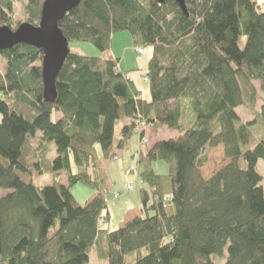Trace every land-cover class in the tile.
<instances>
[{
	"label": "trees",
	"instance_id": "16d2710c",
	"mask_svg": "<svg viewBox=\"0 0 264 264\" xmlns=\"http://www.w3.org/2000/svg\"><path fill=\"white\" fill-rule=\"evenodd\" d=\"M15 1L25 16L15 28L37 25L44 0H0V27L11 28ZM184 4L186 13L171 0H80L58 27L68 47L90 43L102 55L69 48L52 103L42 98L40 49L0 52V264H264V105L259 125L236 111H252L253 81L264 92V0ZM121 31L150 48L147 98L109 53ZM145 127L179 134L131 156L139 214L110 231L101 162L117 161ZM30 140L37 146L27 151ZM218 146L226 162L203 177L207 149ZM157 161L165 174L154 172ZM41 175L51 183L35 184ZM76 184L93 190L84 206L70 192Z\"/></svg>",
	"mask_w": 264,
	"mask_h": 264
},
{
	"label": "rangeland",
	"instance_id": "374dc122",
	"mask_svg": "<svg viewBox=\"0 0 264 264\" xmlns=\"http://www.w3.org/2000/svg\"><path fill=\"white\" fill-rule=\"evenodd\" d=\"M26 1V0H23ZM262 2L263 0H258ZM24 9L23 4L20 1H15L13 3V12H12V26L11 29H15V25L18 22H22L24 20ZM70 51L76 54L87 55V56H101L102 53L99 52L92 44L85 42H71L69 43ZM137 48H134L131 40V35L128 31H121L113 34L111 39V46L109 53L114 52V56L118 57V67L121 72H129L130 77L134 80L138 89L141 90L142 96L147 98L148 93V84L142 80V75L145 72L148 60L150 58V48H143V53L138 54ZM6 66V60L0 56V73L4 74ZM257 95V100L252 108V111L245 107H238L237 112L241 116L242 120H256V124L259 125L261 120L260 110L261 106L264 105V92L259 89V84L256 81L252 82ZM56 116V114H55ZM54 117V115H53ZM1 120V114H0ZM126 122V119L118 120L115 123V135L114 141H117L118 134L120 132L121 126ZM143 130V138L139 140L138 135L134 134L129 139V147L127 150H119L116 151L118 156L120 157L119 161L109 160L108 162L102 161L101 166L103 171L108 176V192L106 194V203H107V211L109 213V217L106 222V228L110 231L117 229L120 227V223L123 222L126 217H131L132 214L129 212L134 207L139 205V188L141 187V183L135 175H131L127 177L123 174V172L132 166H135V158H131V156H135L138 153L139 145H144L142 148H149L152 144L157 140H165L169 138H175L178 136L174 130L167 129L166 127H161L157 129V131H153L150 127H145ZM37 146V142L35 140H30L27 145V151H30L32 148ZM52 155V156H51ZM54 152L49 153L48 157H54ZM208 161L207 163L200 169V172L203 177H209L216 170H218L226 160L222 154L221 146L207 149ZM47 157V158H48ZM137 159V158H136ZM242 163V162H241ZM167 164L162 161H157L153 163V170L158 174H165L167 172ZM256 170L262 177V186L264 191V163L261 160H258L256 163ZM136 178V179H135ZM65 180V176H61V181ZM129 181L134 182V189L131 191L126 190V184ZM34 183L38 186H45L51 183L50 175H41L39 177L34 178ZM71 194L77 200L80 205H85L89 199L93 196V190L85 185L76 184L70 188ZM121 193L118 199H113L114 193ZM2 191L0 190V194ZM104 224V223H103ZM94 259V257H92ZM218 264L223 263V259H215ZM100 264H106L101 261Z\"/></svg>",
	"mask_w": 264,
	"mask_h": 264
},
{
	"label": "water",
	"instance_id": "95a60500",
	"mask_svg": "<svg viewBox=\"0 0 264 264\" xmlns=\"http://www.w3.org/2000/svg\"><path fill=\"white\" fill-rule=\"evenodd\" d=\"M165 1L168 0H157L158 3ZM171 1L176 2L186 13L184 0ZM79 4L80 0H44L37 25L23 22L15 29L8 26L0 27V52L17 44L41 50L42 98L47 103H52L56 99V77L69 52L68 41L59 29L58 22Z\"/></svg>",
	"mask_w": 264,
	"mask_h": 264
},
{
	"label": "built area",
	"instance_id": "2783aa9c",
	"mask_svg": "<svg viewBox=\"0 0 264 264\" xmlns=\"http://www.w3.org/2000/svg\"><path fill=\"white\" fill-rule=\"evenodd\" d=\"M137 51V53L138 54H142L143 53V50L142 49H137L136 50ZM142 80L145 82L146 81V79L145 78H142ZM135 175V177L137 178V171H136V168H135V166H132V167H129V168H127L125 171H124V175L125 176H127V177H130L131 175ZM135 178V179H136ZM134 189V182L133 181H129L127 184H126V190L127 191H131V190H133ZM119 196H120V193H114L113 194V199H118L119 198ZM103 223H104V221L103 220H101L100 221V226H102L103 225Z\"/></svg>",
	"mask_w": 264,
	"mask_h": 264
},
{
	"label": "crops",
	"instance_id": "0c3cea01",
	"mask_svg": "<svg viewBox=\"0 0 264 264\" xmlns=\"http://www.w3.org/2000/svg\"><path fill=\"white\" fill-rule=\"evenodd\" d=\"M245 41H246V38L245 37H242V38H240L239 39V47L240 48H243L244 47V44H245ZM114 52H112L111 53V55H112V57L113 58H118V57H115L114 56ZM119 59V58H118ZM118 69H119V71H121L120 70V68L118 67ZM133 80V79H132ZM133 83H134V85L136 86V84H135V82H134V80H133ZM137 87V86H136ZM138 88V87H137ZM236 111H237V109H236ZM176 138V137H175ZM116 155L118 156V154L116 153ZM119 159H120V157L118 156V161H119ZM121 194V193H120ZM129 212H131V214H132V216L131 217H126V219L123 221V222H121L120 223V226L121 225H123L127 220H129V219H131V218H133V217H135V216H137L138 214H139V205L137 206V207H134L132 210H130Z\"/></svg>",
	"mask_w": 264,
	"mask_h": 264
}]
</instances>
